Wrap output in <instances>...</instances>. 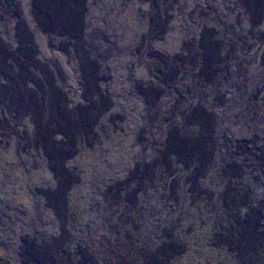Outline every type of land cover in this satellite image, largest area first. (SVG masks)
<instances>
[{"label":"rangeland","instance_id":"1","mask_svg":"<svg viewBox=\"0 0 264 264\" xmlns=\"http://www.w3.org/2000/svg\"><path fill=\"white\" fill-rule=\"evenodd\" d=\"M175 1L0 0V264H264V0Z\"/></svg>","mask_w":264,"mask_h":264},{"label":"trees","instance_id":"2","mask_svg":"<svg viewBox=\"0 0 264 264\" xmlns=\"http://www.w3.org/2000/svg\"><path fill=\"white\" fill-rule=\"evenodd\" d=\"M155 1H156L157 4L155 3ZM153 2L155 3L152 6L153 8L155 7L157 9L158 6H160V5L162 6V9H160V12H159L160 15L159 14L158 15H159V22L160 23H164L165 22L164 23V26H163V29H166V26H168L169 22H172L173 23V22H176L177 21L178 23L180 22L183 26L185 25V27H186L185 29L187 31H190L191 34H194L193 36H195V23H193V21H192V19H193L192 18L193 17L192 16L193 13H192V15L191 14L186 15V14H182L181 13L180 19H181V17L184 19V22L185 23H183V22L180 21V19L178 20V18H177L178 11H180L177 8L178 1H175V0H165V2L163 1V3H161V4H159L158 0H153ZM128 3H130V1ZM149 7L151 8V6H149ZM140 16H141V14H140ZM145 30H146L145 32L148 34L149 37H150V33H151V35L156 33L155 26L152 25L151 22L148 24V26L147 25L145 26ZM186 30H185L184 33L187 32ZM178 80H179V82H177V83L183 82V84L181 86H175V88H176V94L175 95L176 96H175V98L173 100L174 103H172V105L174 107H171L168 110L170 114H175L176 108H178L179 105L183 102L184 99L181 100L180 97L181 96L184 97L185 94H189V92H187L188 90H186V88H188L190 85L189 86H184L185 87V90H183V87L182 86L183 85H186V82L181 81L180 79H178ZM171 112H174V113H171Z\"/></svg>","mask_w":264,"mask_h":264}]
</instances>
